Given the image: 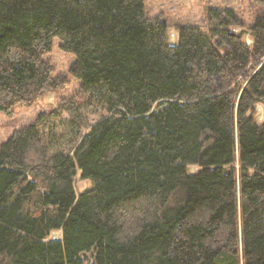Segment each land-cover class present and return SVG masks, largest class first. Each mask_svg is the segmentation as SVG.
<instances>
[{
  "label": "trees",
  "instance_id": "1",
  "mask_svg": "<svg viewBox=\"0 0 264 264\" xmlns=\"http://www.w3.org/2000/svg\"><path fill=\"white\" fill-rule=\"evenodd\" d=\"M167 30L143 0H0V113L67 82L55 39L79 80L47 113L70 153L39 115L0 143V264H264V8Z\"/></svg>",
  "mask_w": 264,
  "mask_h": 264
},
{
  "label": "rangeland",
  "instance_id": "2",
  "mask_svg": "<svg viewBox=\"0 0 264 264\" xmlns=\"http://www.w3.org/2000/svg\"><path fill=\"white\" fill-rule=\"evenodd\" d=\"M145 11L150 16H158L164 19L168 26L169 42H175L176 32L179 26L184 25H203L208 9L220 7L231 8L241 15L246 23L252 21V17L264 8V0H143ZM234 30H239L235 27ZM247 43H251V38L247 35L244 37ZM59 41L55 39L51 52L46 55L50 62L54 65L55 74L65 75L67 82L56 91H48L41 96L32 105L23 107L17 105L13 114L7 115L0 113V143L4 141L15 129L28 125L33 122L39 115L38 128L53 136L57 141L56 151L64 149L70 153L71 149L67 145L68 134L64 131L65 123L69 116L65 112L59 114H47L52 108L60 105L62 99H66L78 92L79 80L68 73V67L74 60V55L62 51L58 47ZM257 111V120H263L264 103H257L255 106ZM87 120L93 124L99 116L95 114L85 115ZM83 130V132H85ZM194 166H190V170H194ZM77 172L74 177V187L76 192H82L91 186V181L81 178ZM60 231L54 230L50 233V237L59 238Z\"/></svg>",
  "mask_w": 264,
  "mask_h": 264
},
{
  "label": "water",
  "instance_id": "3",
  "mask_svg": "<svg viewBox=\"0 0 264 264\" xmlns=\"http://www.w3.org/2000/svg\"><path fill=\"white\" fill-rule=\"evenodd\" d=\"M64 154H66L65 152H64ZM85 255V254H84Z\"/></svg>",
  "mask_w": 264,
  "mask_h": 264
}]
</instances>
